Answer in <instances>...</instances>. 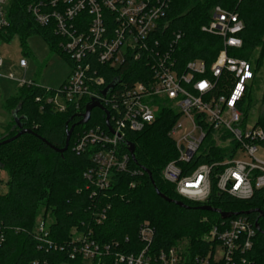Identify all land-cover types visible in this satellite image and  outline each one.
I'll list each match as a JSON object with an SVG mask.
<instances>
[{
    "label": "built area",
    "instance_id": "obj_1",
    "mask_svg": "<svg viewBox=\"0 0 264 264\" xmlns=\"http://www.w3.org/2000/svg\"><path fill=\"white\" fill-rule=\"evenodd\" d=\"M170 2L50 0L31 4L34 21L40 26L52 25L61 38L59 48L71 65L68 78L57 89L43 87L45 93L36 101L41 111L50 105L53 111L63 113L69 108L80 112L83 106L85 111L94 99L109 111L113 133L107 125L103 128L97 124L79 133L73 146L77 154L90 155L91 166L84 178L92 196L108 190L113 175L128 169L130 155L120 149L127 133L142 131L155 122L162 107H169L178 114L169 132L178 156L164 167L163 179L181 197L205 204L214 187L218 193L238 200L252 199L257 192L264 197V110L254 120L251 112L245 114L242 102L253 85L254 70L249 60L229 53L243 47L240 34L244 22L237 12L216 6L209 24L202 29L222 37L223 48L210 67L202 59H193L181 68L175 53L181 35L177 34L167 48L157 37ZM8 9L9 0H0V32L10 26ZM89 55L113 71L124 68L129 60L143 59L149 75L145 81L132 84L118 82L104 96L102 92L110 83L106 85ZM3 65L0 57V70ZM19 65L26 70L28 60L22 57ZM7 77L19 87L40 86L12 74ZM215 151H219L220 159L193 165L195 159ZM105 213L97 217V223H102ZM48 218L41 215L37 219L35 234L40 246L63 250L64 246L54 244L49 237L52 221ZM72 233L71 258L80 256L90 262L112 252V244L93 239L92 229H74ZM256 233L247 215H234L201 237L211 243V248L193 255L187 263L180 246L153 251L155 229L145 221L139 228L143 248L136 253H114L115 264H250L243 254L252 248ZM4 242L0 227V248Z\"/></svg>",
    "mask_w": 264,
    "mask_h": 264
},
{
    "label": "trees",
    "instance_id": "obj_2",
    "mask_svg": "<svg viewBox=\"0 0 264 264\" xmlns=\"http://www.w3.org/2000/svg\"><path fill=\"white\" fill-rule=\"evenodd\" d=\"M44 1L50 0H9L10 26L0 32V36L10 41L20 35L25 44L30 35L41 34L69 61L59 48L61 38L55 34L52 25H38L29 11L31 4ZM216 6L237 12L244 22L240 34L243 47L229 53L250 61L255 74L254 84L258 69L264 67V0H171L159 24L157 37L162 47L167 48L177 34L181 35L175 45L181 68L193 59H202L210 67L223 48V38L202 27L209 24ZM88 59L98 74L105 77L106 85L114 80L129 84L145 81L149 75L143 59L129 60L124 68L114 71L96 61L94 55H89ZM252 87L242 102L246 115L253 107ZM44 93L45 89L37 85L19 87L4 104L7 111L13 110V114L17 111L24 127L33 133H24L0 145V169H5L9 175L8 189L0 193V227L5 233L0 264H115L114 253H136L143 248L139 228L145 221L155 229L153 251L180 246L187 256L186 262L190 263V257L211 248V243L202 241L201 237L213 225L228 220L219 212L198 208L202 205L230 213L251 211L245 215L255 227L258 224L259 229L252 248L243 255L250 264H264V197L261 192L252 199L238 200L218 193L214 187L208 201L200 204L181 197L174 186L163 179L164 167L178 156L175 142L169 136L178 118L175 110L162 107L155 122L142 131L127 133L126 143H122L120 149L130 155L128 169L113 175L108 190L92 196L84 178V172L91 166L90 155L77 154L73 146L78 134L85 129L97 124L106 128L105 113L95 108L90 121L79 125L84 106L80 112L69 108L57 113L50 105L41 111L36 97ZM13 122V128L7 125V132L0 141L18 133L14 117ZM72 125L75 127L68 150L64 153L56 151L55 148L65 146L66 132ZM129 144L134 145L133 154ZM220 158L219 151H215L195 159L193 165ZM156 187L190 208L166 201L157 194ZM104 211L106 218L97 223V217ZM41 215L52 219L49 237L54 244L64 246L63 250L48 248L45 244L40 246L35 226ZM88 228L93 230V239L100 244H112V252L90 262L80 256L71 258L72 231L86 232Z\"/></svg>",
    "mask_w": 264,
    "mask_h": 264
},
{
    "label": "rangeland",
    "instance_id": "obj_3",
    "mask_svg": "<svg viewBox=\"0 0 264 264\" xmlns=\"http://www.w3.org/2000/svg\"><path fill=\"white\" fill-rule=\"evenodd\" d=\"M0 57L4 61L0 70L2 75H0V138H2L7 132L5 130L7 125L10 126V129L14 126L13 110L7 111L4 104L19 89L18 83L7 76L12 74L16 78H26V80L38 83L42 87L57 89L68 78L71 65L64 56L50 46L41 34L30 35L26 38L25 44L20 35H16L10 41H6L0 36ZM22 57L26 58L29 63L26 71L19 65V60ZM256 77L257 81L252 87V120L264 110V101L262 100L264 67L258 69ZM0 178L3 179L0 182V193H5L8 189V171L0 169ZM48 220L52 219L49 217Z\"/></svg>",
    "mask_w": 264,
    "mask_h": 264
},
{
    "label": "water",
    "instance_id": "obj_4",
    "mask_svg": "<svg viewBox=\"0 0 264 264\" xmlns=\"http://www.w3.org/2000/svg\"><path fill=\"white\" fill-rule=\"evenodd\" d=\"M118 81L117 80H114L112 81L104 90H103V95L106 96L108 94V92L110 91V89H113L116 85H117ZM95 108H100L104 111L105 113V117H106V125L107 127L109 128V130L113 133V129L111 127V124H110V114H109V111L106 110L97 100H94L92 99L91 102H89L87 105H86V108H85V111L80 114V117L81 119L78 121L77 124L79 125H84V124H87L90 119H91V114H92V111L95 109ZM13 117H14V120H15V123H16V126L18 127L19 131L18 133L13 136L12 138H9V139H5V140H2L0 141V145L2 144H6V143H9L10 141L16 139L17 137H19L20 135L24 134V133H33L32 130L30 129H27L24 127L23 123L21 122L20 118L18 117V114H17V111L14 112L13 114ZM74 127L75 125H72L66 132V144L63 148L59 149V148H55L56 151L60 152V153H64L65 151L68 150L69 148V145H70V140H71V136L73 134V131H74ZM129 149H130V152L133 154L134 153V145L133 144H129ZM156 191H157V194L164 198L166 201L168 202H174L176 203L177 205L179 206H182V207H187V208H190L189 205H187L186 203H184L183 201H180V200H175V199H172L168 196H166L164 193H162L157 187H156ZM200 209H203V210H209V211H216V212H219L221 214V217L223 219H228L234 215H240V214H249L251 211H248V212H243V213H230V212H222L220 211L219 209H214L212 208L210 205H202L200 207H198ZM256 228L259 229V225L256 224Z\"/></svg>",
    "mask_w": 264,
    "mask_h": 264
},
{
    "label": "crops",
    "instance_id": "obj_5",
    "mask_svg": "<svg viewBox=\"0 0 264 264\" xmlns=\"http://www.w3.org/2000/svg\"><path fill=\"white\" fill-rule=\"evenodd\" d=\"M28 65H29V63H28ZM21 67V66H20ZM28 67V66H27ZM22 68V67H21ZM26 71V70H25ZM70 72H71V70H70ZM5 131V130H4Z\"/></svg>",
    "mask_w": 264,
    "mask_h": 264
}]
</instances>
